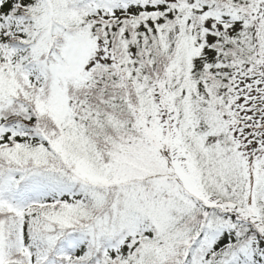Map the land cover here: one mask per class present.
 <instances>
[{
    "label": "snow or ice",
    "instance_id": "1",
    "mask_svg": "<svg viewBox=\"0 0 264 264\" xmlns=\"http://www.w3.org/2000/svg\"><path fill=\"white\" fill-rule=\"evenodd\" d=\"M0 264H264V0H0Z\"/></svg>",
    "mask_w": 264,
    "mask_h": 264
}]
</instances>
